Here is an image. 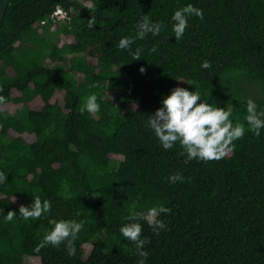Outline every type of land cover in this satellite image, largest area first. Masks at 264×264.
Masks as SVG:
<instances>
[{"label": "trees", "instance_id": "trees-1", "mask_svg": "<svg viewBox=\"0 0 264 264\" xmlns=\"http://www.w3.org/2000/svg\"><path fill=\"white\" fill-rule=\"evenodd\" d=\"M188 4L203 19L189 17L176 41L171 17ZM56 6L69 20L51 30L40 22ZM144 15L164 24L160 34L119 49L122 37H135ZM59 36L71 42L58 46ZM137 48L141 59L132 60ZM64 56L67 68L44 66ZM205 60L210 68L200 67ZM241 82L257 88L253 101L264 109V0H8L0 22V173L6 177L0 264H21L23 257L40 264H136L135 246L119 229L157 205L171 209L158 217L166 231L156 235L146 221H135L150 240L145 264H264V129L259 137L246 131L226 157L204 162L180 155L179 143L165 150L147 125L162 98L184 83L213 107L233 105V123L247 128ZM56 93L61 106L52 101ZM93 93L99 111L82 114ZM36 97L38 110L2 111ZM109 155L121 161L113 165ZM177 172L184 182L170 183L167 177ZM34 195L49 200L51 211L25 221L13 198L28 206ZM10 210L17 216L7 222ZM49 219L84 221L74 255L64 244L37 251L52 228Z\"/></svg>", "mask_w": 264, "mask_h": 264}, {"label": "clouds", "instance_id": "clouds-1", "mask_svg": "<svg viewBox=\"0 0 264 264\" xmlns=\"http://www.w3.org/2000/svg\"><path fill=\"white\" fill-rule=\"evenodd\" d=\"M196 16L203 19L201 9L188 4L176 10L171 20L172 32L176 41H179L187 27L188 18ZM96 24L95 17L88 19V27L93 28ZM164 28L162 22H152L148 15L140 18L136 25L135 37H122L117 47L121 50L130 49L136 39L143 40L147 34L157 36ZM155 46L150 51H155ZM142 48H137L132 53V60H140ZM201 68L207 69L211 67L210 61H203ZM141 73L146 71L145 68L139 69ZM179 81V80H178ZM93 83L90 87H97ZM2 91V88H0ZM97 94H90L82 104L80 112H88L95 114L100 109L97 102ZM5 102V97L0 96V104ZM162 107L158 108L154 114L148 115L147 125L150 127L159 143L165 150H170L175 144L179 143L183 151L180 155L187 156L188 160H200L204 162L219 161L226 157L235 148V142L242 139L246 131H251L255 136L259 137L261 129H264V109L258 110L257 104L248 99L246 103V113L244 120L247 128L243 123H233V105L227 108L213 107L211 104L201 100L199 91H189L183 87H175L161 100ZM135 109V105L133 106ZM170 183L184 182L182 173L177 172L167 177ZM6 177L0 173V183L4 182ZM15 198H13L14 202ZM51 202L47 199H41L39 195H34L32 203L28 206L19 205V216L27 221L39 220L45 214L51 211ZM3 209L0 208V213ZM171 209L163 205H157L149 208L146 212L138 213L136 217H130L133 222L122 226L119 231L121 235L132 242L135 246V254L139 257L136 264H145L149 253L145 250V245L150 243L149 238L142 237L143 226L139 222H135L137 217L144 220L152 231L159 235L160 230H167L166 224L158 217L163 214H169ZM79 215V214H78ZM17 216L16 212L8 211L4 216L7 222H11ZM48 223L52 228L40 240L37 251L40 248L49 245L59 247L64 244L69 255L75 254L74 241L78 238L79 233L84 228V221H76L73 219H49Z\"/></svg>", "mask_w": 264, "mask_h": 264}, {"label": "rangeland", "instance_id": "rangeland-1", "mask_svg": "<svg viewBox=\"0 0 264 264\" xmlns=\"http://www.w3.org/2000/svg\"><path fill=\"white\" fill-rule=\"evenodd\" d=\"M57 25H53L51 30L55 29ZM58 40V46L64 44V43H68L71 42V39H66L62 36H59L57 38ZM67 56H64L61 59H57L55 60L53 63H51L48 60L44 61V66L45 67H51V68H57V67H64L67 68L68 67V63H67ZM86 62L89 65H94L95 64V60L89 57H86ZM9 75H12L11 71L8 70L7 71ZM79 78V77H78ZM77 78V79H78ZM182 86L185 87L186 84L182 83ZM241 88L244 90L243 92V97L248 100V99H252L253 100V96H256L257 94V88L253 85H249V84H245L244 82H241ZM18 96L17 92H12L11 93V97H15ZM108 97L113 99V95L112 94H108ZM52 101L56 102L57 104H59L60 106L62 105L61 100L59 95L56 93L54 94V96L52 97ZM41 107V101L39 100L38 97L34 98L31 102H29L28 104H26L25 106H22L21 104H12V103H8L6 105H4L2 107V111H4L5 114H9V115H14L17 116L27 110H38ZM9 136L10 137H17L20 138L21 140L25 141L26 143H31L34 141V137L32 135L29 134H15L13 132H9ZM109 159L111 161V164L114 165V163L121 161V157L118 155H109ZM16 205H20L19 201L17 199L14 200ZM88 250H85L84 254L87 253ZM86 255V254H85ZM21 264H40L39 260L37 258H32V257H23Z\"/></svg>", "mask_w": 264, "mask_h": 264}, {"label": "built area", "instance_id": "built-area-1", "mask_svg": "<svg viewBox=\"0 0 264 264\" xmlns=\"http://www.w3.org/2000/svg\"><path fill=\"white\" fill-rule=\"evenodd\" d=\"M69 20L68 11L62 7L56 6L51 13L48 14L46 20L40 22V24L50 23L53 25H60L66 23Z\"/></svg>", "mask_w": 264, "mask_h": 264}, {"label": "water", "instance_id": "water-1", "mask_svg": "<svg viewBox=\"0 0 264 264\" xmlns=\"http://www.w3.org/2000/svg\"><path fill=\"white\" fill-rule=\"evenodd\" d=\"M7 1L8 0H0V22H1L2 18H3L4 11L6 9Z\"/></svg>", "mask_w": 264, "mask_h": 264}]
</instances>
